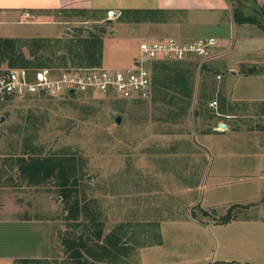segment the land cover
<instances>
[{"label":"rangeland","instance_id":"obj_1","mask_svg":"<svg viewBox=\"0 0 264 264\" xmlns=\"http://www.w3.org/2000/svg\"><path fill=\"white\" fill-rule=\"evenodd\" d=\"M226 2L227 8L214 2L209 8L147 16V21L131 16L109 19L107 12L100 11L69 13L66 18L58 14V27H35L27 35L54 37L61 31L60 37L66 38L77 29L87 32L102 26L101 67L122 70L131 65L140 41L177 38L173 23L187 18L189 23L185 20L179 26L178 39L207 34L221 39V54L214 62L220 65L225 59L234 60L232 29L239 25L233 18L235 6L249 15L255 7L252 2ZM106 3V8L121 11L154 7L155 0ZM194 62L191 107L174 122L164 121L152 94L141 98L144 103L103 95L0 103V217L45 220L51 228L50 257L21 264H64L61 239L69 229L54 184L30 186L19 175L16 157L30 151L74 158L79 198L90 202V212L103 223L104 235L116 228L117 256L106 253L95 264H225L219 261L252 257V253L264 262V221L254 220L264 219V169L251 166L253 160L264 166V80H232L224 69L220 81L214 70L198 71L199 63ZM212 82L221 86L219 93L206 89ZM257 86L262 89L254 90ZM212 100L217 102L216 111L208 107ZM194 107L205 116L204 123L194 120ZM219 112L230 116L224 118L230 120V128L212 134L214 121L223 119ZM118 115L120 125L113 120ZM236 205V219L219 224ZM182 218L187 222H172ZM189 249L199 250L197 260L187 261L184 251Z\"/></svg>","mask_w":264,"mask_h":264},{"label":"trees","instance_id":"obj_2","mask_svg":"<svg viewBox=\"0 0 264 264\" xmlns=\"http://www.w3.org/2000/svg\"><path fill=\"white\" fill-rule=\"evenodd\" d=\"M262 13L264 9L259 8L252 15H245L238 7H235L233 18L239 25L254 24L262 27L264 19ZM119 14V21H122L125 16L137 17L140 20L143 18L142 21H145L147 16L163 14V11L129 9L121 10ZM94 29L95 31L85 32L80 28L75 30V34L66 38H0V56L7 60L11 67L54 69L100 67L103 57L102 35L105 29L102 26H96ZM22 49H25L27 53L25 54ZM45 53L48 56H44ZM196 67L197 63L194 59L183 62L158 61L152 63V95H150L153 102L158 105L157 109L165 122H174L186 116L191 107ZM202 69H205L206 73L209 71L205 64L198 67V71ZM241 72L246 74L253 71L242 68ZM206 89L212 92L215 88L210 86ZM79 96L94 95L87 93ZM144 101L137 99L136 102L144 103ZM192 116L196 122L201 121L202 123L205 119L196 107L192 111ZM24 154L16 157L19 175L30 186L52 182L64 202V220L69 224L68 232L61 239L63 253L66 257L64 264H95L99 261L98 259L107 255L106 253L117 256L119 239L116 235V228L104 235V225L90 212V202L79 198L75 159L65 154L37 155L32 151ZM238 208V205L229 208L218 223L227 224L236 219L233 211ZM31 261L16 260L14 264Z\"/></svg>","mask_w":264,"mask_h":264},{"label":"crops","instance_id":"obj_3","mask_svg":"<svg viewBox=\"0 0 264 264\" xmlns=\"http://www.w3.org/2000/svg\"><path fill=\"white\" fill-rule=\"evenodd\" d=\"M106 1L107 0H0V38H58L62 33L61 31H59V29L58 35L54 37H50L49 35L33 37L27 34L30 33L35 27L39 26L58 27L60 22L59 19L55 17L58 14H60V16H62L63 18H66L65 16H67L69 13L84 14L94 11H113L115 13L120 12L118 8L115 10L106 8ZM214 2H218L222 7H228L226 0H155L154 7H139L127 9L161 10L168 13V11H185L200 6L209 8L214 5ZM239 2H252L255 7L251 9L253 10L251 14H253V12L258 10L259 8L264 9V0H255V2H253V0H239ZM234 3L235 2H233V5ZM240 10L244 13L242 9ZM25 13L29 14V17H24ZM262 16H264V13H262ZM63 20V23H65V19ZM185 20L188 21V19L186 18L178 22V24L173 23L176 27L174 29H176L175 34L177 38H179L178 35L180 34L179 26L181 22H184ZM262 22V27L254 24H242L238 25L237 27L233 26L232 35H235L236 40L234 41V43L230 44V47L231 50L235 52L234 60H232L231 58L228 62L225 59V61H222L220 65L214 64L216 59L221 54V51L218 50V42V47L214 52L213 58L205 63V65L209 64V71L207 72V74L214 70L215 75H219L221 81L223 78L221 72H223V70L225 69L229 72L230 78L232 80L244 77L247 78L250 83L251 81H261L262 83L264 80V19ZM181 25L184 24L182 23ZM183 36H185V34H183ZM206 36L214 38V36L210 34H207ZM189 37L190 35H186V38ZM220 40L221 39H218V41ZM135 56L136 54H133V57L131 58L129 64H131L132 59ZM216 68L217 70H215ZM242 68L244 70L251 69V71L253 72L244 74L241 72ZM205 79L211 80L209 76H205ZM212 83L214 84L212 85V87L218 89L219 93L221 86H216L215 82ZM260 88L262 89L261 86H257V88H255L254 90H259ZM222 89H224L223 86ZM218 116L223 119L214 121V124L210 129L212 134H220L223 131L226 132L230 128V120H224V118L229 119L228 117L230 116L225 115V113L222 112H219ZM221 123L226 125L225 130H218L219 124ZM261 164L263 163L260 160H253L251 162V166L258 169H264V166H261ZM243 220H245L244 222L248 224L255 222L248 219ZM254 220L264 221L263 218ZM172 222L175 224H181L186 223L187 220L185 218H182V220L175 219L172 220ZM191 223L192 225H198L197 227H201L202 231L205 230L203 228V225H200L196 221H193ZM197 251L199 250H185L184 252L189 256L187 258V261L191 262L193 260H197L195 257L197 255ZM187 252H192V254L190 255ZM50 254L51 228L48 221L27 218L0 217V264H14V261L16 260H45L50 257ZM169 262L170 261H168V264ZM219 262L225 264H264L263 261L256 259L253 253L252 257H249L247 255L245 256V258H240L238 260H222Z\"/></svg>","mask_w":264,"mask_h":264},{"label":"built area","instance_id":"obj_4","mask_svg":"<svg viewBox=\"0 0 264 264\" xmlns=\"http://www.w3.org/2000/svg\"><path fill=\"white\" fill-rule=\"evenodd\" d=\"M24 17H29V14L25 13ZM107 17L116 19L119 13L108 11ZM217 47L218 41L213 37L142 40L137 44V54L131 65L122 70L101 66L64 69L11 67L0 56V103L8 99L69 97V90H73L72 96L91 93L125 101L146 98L152 90L153 62L194 59L201 66L213 58ZM208 107L216 110L217 102L210 101Z\"/></svg>","mask_w":264,"mask_h":264},{"label":"water","instance_id":"obj_5","mask_svg":"<svg viewBox=\"0 0 264 264\" xmlns=\"http://www.w3.org/2000/svg\"><path fill=\"white\" fill-rule=\"evenodd\" d=\"M72 95H73V90H69L68 91V96L71 97ZM113 120H114L115 124L120 125L121 121H122V118H121V116L118 115V116H115ZM219 129L225 130L226 129V125L223 124V123L219 124Z\"/></svg>","mask_w":264,"mask_h":264}]
</instances>
